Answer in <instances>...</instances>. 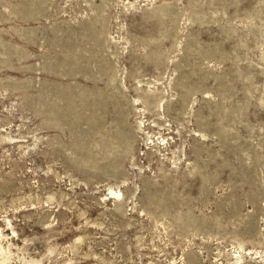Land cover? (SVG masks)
<instances>
[{"label": "rangeland", "instance_id": "rangeland-1", "mask_svg": "<svg viewBox=\"0 0 264 264\" xmlns=\"http://www.w3.org/2000/svg\"><path fill=\"white\" fill-rule=\"evenodd\" d=\"M0 264H264V0H0Z\"/></svg>", "mask_w": 264, "mask_h": 264}, {"label": "bare ground", "instance_id": "bare-ground-1", "mask_svg": "<svg viewBox=\"0 0 264 264\" xmlns=\"http://www.w3.org/2000/svg\"><path fill=\"white\" fill-rule=\"evenodd\" d=\"M111 192L116 193V192H118V191H116V190H114V189H111Z\"/></svg>", "mask_w": 264, "mask_h": 264}]
</instances>
